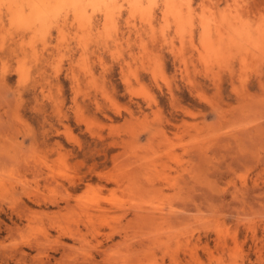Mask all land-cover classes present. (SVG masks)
I'll return each mask as SVG.
<instances>
[{
    "label": "rangeland",
    "instance_id": "374dc122",
    "mask_svg": "<svg viewBox=\"0 0 264 264\" xmlns=\"http://www.w3.org/2000/svg\"><path fill=\"white\" fill-rule=\"evenodd\" d=\"M0 264H264V0H0Z\"/></svg>",
    "mask_w": 264,
    "mask_h": 264
},
{
    "label": "bare ground",
    "instance_id": "6f19581e",
    "mask_svg": "<svg viewBox=\"0 0 264 264\" xmlns=\"http://www.w3.org/2000/svg\"><path fill=\"white\" fill-rule=\"evenodd\" d=\"M187 6V5H186ZM184 11V10H183Z\"/></svg>",
    "mask_w": 264,
    "mask_h": 264
}]
</instances>
